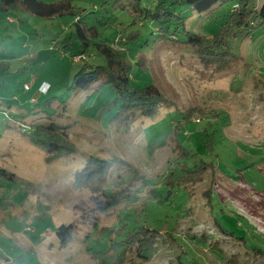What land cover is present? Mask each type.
Segmentation results:
<instances>
[{"label": "rangeland", "instance_id": "374dc122", "mask_svg": "<svg viewBox=\"0 0 264 264\" xmlns=\"http://www.w3.org/2000/svg\"><path fill=\"white\" fill-rule=\"evenodd\" d=\"M127 2L74 5L84 9L81 17L97 28L99 40L126 48L135 87L157 85L177 107L192 112L177 140L198 153L196 162L213 163L215 175L205 174L194 195L177 187L168 196L162 180L177 170L180 153L172 132L179 110L166 106L154 119L139 112L120 116L112 86L70 88L85 58L77 40L62 47L76 34L75 17L46 19L18 10L8 20L0 14V62L9 64V73L0 75V264H114L123 249L112 244L140 226L160 231L145 264H264V100L255 97L254 79H264V27L250 42L235 41L237 59L212 74L183 60L190 54L176 53L174 40L158 34L152 20L135 19L122 6ZM182 14L188 27L197 30L201 23L198 31L205 33L220 24L204 22L193 10ZM134 30L141 32L135 42L114 43ZM93 52L86 61L103 64L102 57H90ZM49 124L63 126L66 142L82 154L110 162V207L98 226L85 225L65 247L56 228L77 219L75 203L83 195L88 199L85 191L72 189L87 158L78 152L49 163L40 144L47 138L35 132ZM209 138L213 150L204 147ZM222 227L240 239L223 235Z\"/></svg>", "mask_w": 264, "mask_h": 264}, {"label": "trees", "instance_id": "16d2710c", "mask_svg": "<svg viewBox=\"0 0 264 264\" xmlns=\"http://www.w3.org/2000/svg\"><path fill=\"white\" fill-rule=\"evenodd\" d=\"M142 1L128 0L122 6L129 8L135 19L140 17L156 23L158 34L174 40L172 49L176 53L190 54L185 55L183 60H187V63L193 66H204V69L212 74L217 70L221 72L229 69L237 59L234 51L235 41L250 42L254 33L264 27V3L254 2V0H154L155 4L152 8L142 6ZM229 1H232L230 5H228ZM185 9L200 13L206 23H218L217 20L220 19L217 30L212 33L198 31L201 28V23L197 30L188 27L187 19L182 14ZM18 10L46 19L55 16L75 17L73 24L76 34H71L70 37L64 39L62 47L67 50L77 40L78 54L85 58L73 77L71 89H87L94 85V89L99 90L108 85L112 86L117 91L113 103L119 106V115L126 119L131 118L137 112H139V116H148L154 119L166 106H168L167 109L179 110L182 115L176 118L172 132L177 142L176 152L178 155L180 153V157L177 158V170L171 171L162 180L168 196L177 187L194 195V187L203 181L205 174L210 172L213 176L215 175L213 163L203 160L196 162L195 158L198 153L193 152L189 145L185 147L186 144L183 145L177 140V134L184 128V125L191 124L192 112L187 113L184 109L177 107L157 85L148 84L141 88L133 85L132 63L125 54L126 48L122 43L135 42L140 36L139 30L130 31L126 37H121V39L117 36L114 43H120L122 47L115 48L113 43L98 39L99 31L95 26L89 27L83 20L81 16L84 9L76 8L74 0H0V14L6 15L8 20L11 19L10 15L13 14V11ZM179 32L182 37L178 35ZM161 40L166 42L165 39ZM90 49L94 51L90 57H102L103 64L86 61ZM8 73L9 64L0 62V75ZM254 79L255 87L258 89L255 97L258 98V101H262L264 100V79L256 76ZM44 84H41L39 88ZM63 128V126L57 127L54 124H49L38 127L35 131L44 134L47 138L40 144L49 163L60 158H70L80 152L66 142L64 136L67 132ZM58 130L62 134H58ZM203 132H208V129ZM213 146L214 142L211 138L204 142V147L209 150H213ZM84 156L87 158V162L75 172L72 178V189L76 192L85 191L89 196L87 199L83 195L80 201L75 203L77 219L70 223H61L56 228L61 247L67 246L73 235L82 230L85 225H90L92 228L98 226L101 222L100 215L107 212L110 207V196L105 188L109 177L110 162L100 160L94 155ZM190 158H193L192 164L187 161ZM2 174L4 173L2 172ZM205 196L206 203H211L212 190H207ZM90 207L93 213L87 211ZM123 229L124 227L118 230L122 231ZM220 230L225 236L240 239L224 227ZM159 236L160 231L148 226H140L132 232H128L124 240L112 244L114 249L117 247L123 249L122 253L116 256L114 264H123L125 261H128V264H145L153 255ZM179 264L186 263L180 261Z\"/></svg>", "mask_w": 264, "mask_h": 264}, {"label": "built area", "instance_id": "2783aa9c", "mask_svg": "<svg viewBox=\"0 0 264 264\" xmlns=\"http://www.w3.org/2000/svg\"><path fill=\"white\" fill-rule=\"evenodd\" d=\"M42 86H43V85H42ZM47 88H48V87H47V84H46L45 91L47 90Z\"/></svg>", "mask_w": 264, "mask_h": 264}]
</instances>
